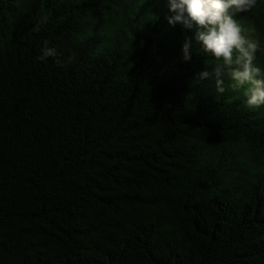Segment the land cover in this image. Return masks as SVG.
Returning <instances> with one entry per match:
<instances>
[{"label":"trees","instance_id":"1","mask_svg":"<svg viewBox=\"0 0 264 264\" xmlns=\"http://www.w3.org/2000/svg\"><path fill=\"white\" fill-rule=\"evenodd\" d=\"M171 14L0 0V264H264V106ZM233 18L264 48V0Z\"/></svg>","mask_w":264,"mask_h":264},{"label":"clouds","instance_id":"2","mask_svg":"<svg viewBox=\"0 0 264 264\" xmlns=\"http://www.w3.org/2000/svg\"><path fill=\"white\" fill-rule=\"evenodd\" d=\"M258 0H169L167 17L172 27L179 25L183 30H198L195 41L201 51L215 58L210 70L206 68L197 75L198 80L214 78L216 90L225 91L224 77L234 83V89L244 88L245 104L249 109L264 106V68L257 65V53L264 51L259 41L251 38L248 29L233 18L234 12L247 13L257 6ZM43 17L39 25L46 22ZM39 25L37 26L39 28ZM191 39H186L182 46L183 60L190 61ZM55 49L44 41L42 55L38 59L55 56Z\"/></svg>","mask_w":264,"mask_h":264}]
</instances>
